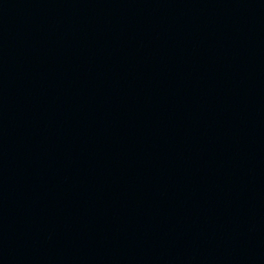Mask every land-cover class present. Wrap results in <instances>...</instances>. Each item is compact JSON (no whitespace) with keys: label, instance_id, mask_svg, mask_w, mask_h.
Masks as SVG:
<instances>
[{"label":"water","instance_id":"water-1","mask_svg":"<svg viewBox=\"0 0 264 264\" xmlns=\"http://www.w3.org/2000/svg\"><path fill=\"white\" fill-rule=\"evenodd\" d=\"M0 264H264V0H0Z\"/></svg>","mask_w":264,"mask_h":264}]
</instances>
